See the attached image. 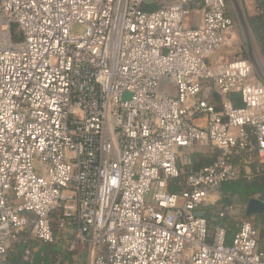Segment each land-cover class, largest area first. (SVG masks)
I'll return each instance as SVG.
<instances>
[{"label":"built area","instance_id":"obj_1","mask_svg":"<svg viewBox=\"0 0 264 264\" xmlns=\"http://www.w3.org/2000/svg\"><path fill=\"white\" fill-rule=\"evenodd\" d=\"M152 1L0 0V264L28 229L53 243L56 211L91 264H264L251 222L228 243L198 215L240 178L234 156L264 161V83L245 58L211 59L235 28L226 0ZM197 144L219 154L171 193Z\"/></svg>","mask_w":264,"mask_h":264},{"label":"trees","instance_id":"obj_2","mask_svg":"<svg viewBox=\"0 0 264 264\" xmlns=\"http://www.w3.org/2000/svg\"><path fill=\"white\" fill-rule=\"evenodd\" d=\"M257 8L259 14L249 18V23L264 54V0H257ZM244 56L247 59V55L244 54ZM230 99L235 107L242 106L240 94L233 93L230 95ZM215 159L213 158L209 163L206 162L205 165L212 164ZM186 176L187 173L181 174L179 179L171 182L169 186L171 193H179L186 188ZM220 193L221 198L216 205L203 207L201 211L208 221V228L211 233L214 232L217 226H222L226 228L227 236H229L233 233L232 230H235L241 222L230 217L228 213H225L222 217L223 210L235 204L246 205L253 198L264 200V171H257L253 168L252 173L247 174L245 171L240 170V178L235 182L224 183ZM241 215L242 219H245L243 213ZM57 220L58 211L53 215V227L55 228L56 237L53 243H43L34 237L31 229H28L21 234L17 241L11 244L5 256L4 264H57L61 257L60 240L57 241V239L63 235V232L57 227ZM252 222L258 230L259 250L264 253V215L257 216Z\"/></svg>","mask_w":264,"mask_h":264},{"label":"crops","instance_id":"obj_3","mask_svg":"<svg viewBox=\"0 0 264 264\" xmlns=\"http://www.w3.org/2000/svg\"><path fill=\"white\" fill-rule=\"evenodd\" d=\"M242 6L244 13L246 15V18L248 20L249 27L251 29L250 23H249V18L255 17L257 14H259V10L257 8V0H241ZM200 22V19H199ZM251 47L253 53L257 56V58L261 62V67L262 71L264 74V54L262 52L261 47L259 46L256 37L253 33V30L251 29ZM233 36L234 33L232 34V38L229 41L228 45L225 47L230 46L231 41H233ZM242 46L243 49L246 52L247 59H249V55L247 53L248 46L245 42V40L242 38ZM227 57V56H226ZM253 79L255 81H260L264 83L263 79L258 76V74L255 72L253 69ZM213 101L217 104L218 103V98H214ZM194 123L200 127H205L206 126V119L202 116L197 117L194 120ZM233 133H237L236 130H233ZM256 144L255 140H252V146L254 147ZM219 154V150L214 147V146H204L201 144H197L193 146L192 148H182L179 150V160H178V166L182 174H188L192 171H197L200 170L201 168L208 166L205 165V163H209L210 161L215 159L217 155ZM233 164L237 167V169L240 171H245L247 174H251L253 171V168H255L257 171H264V161L261 160L257 153L255 151H247L242 154L236 155L233 157ZM221 198V193L220 191L212 195L209 198L208 204L205 207L209 206H214L216 205ZM246 205H240V204H235L233 207V211L228 213L230 217L233 219L239 220L241 223L235 230H232L233 233L229 234L227 236V241L228 243H231L233 236L238 232L241 224L245 221L251 222L253 225L254 221L257 216L260 215H255L252 217H247L245 215L246 211ZM202 212V211H201ZM243 213L245 219H242ZM264 215V214H262ZM255 226V225H254ZM73 232L71 230L66 231L63 233L61 238H58L57 241H59V249L61 250V257L59 258V262L57 264H91L92 263V250L89 246H80L76 250H70L69 249V243L72 239Z\"/></svg>","mask_w":264,"mask_h":264},{"label":"water","instance_id":"obj_4","mask_svg":"<svg viewBox=\"0 0 264 264\" xmlns=\"http://www.w3.org/2000/svg\"><path fill=\"white\" fill-rule=\"evenodd\" d=\"M228 3L229 11L231 12V8L235 12L237 18V25L240 28L241 37L245 40L248 50L247 53L249 55L250 63L253 66V69L258 74L260 78L264 81V74L261 67V62L257 58V56L253 53L251 47V29L248 24V20L243 10V6L241 0H226ZM146 4H153L152 0H144ZM231 6V7H230ZM235 20V19H234ZM236 25V26H237ZM159 90L162 94H166L172 97L178 96V88L173 80L162 78L159 84ZM264 214V200L260 198H253L251 199L246 206L245 215L247 217H252L255 215H262ZM199 216H204V213L199 212Z\"/></svg>","mask_w":264,"mask_h":264},{"label":"rangeland","instance_id":"obj_5","mask_svg":"<svg viewBox=\"0 0 264 264\" xmlns=\"http://www.w3.org/2000/svg\"><path fill=\"white\" fill-rule=\"evenodd\" d=\"M230 13L233 16V18L235 19V28L233 31V33H234L233 41H231L229 47H227L226 49L224 48L223 50L214 54L211 58L213 61H215L219 57H225V56H229V57L237 56V57L245 58L244 54H246V52L242 46V37L240 34V28L236 24L237 18H236L235 12L233 11L232 8H231ZM192 22H193V24H192ZM198 22H199L198 18L194 17L193 15H190L185 19L184 25L188 26V27H192L194 24H198ZM77 30H81V27H78ZM60 250H62V249H60Z\"/></svg>","mask_w":264,"mask_h":264}]
</instances>
